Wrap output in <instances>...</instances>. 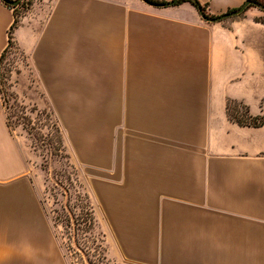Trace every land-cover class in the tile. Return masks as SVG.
I'll use <instances>...</instances> for the list:
<instances>
[{
	"label": "crops",
	"instance_id": "1",
	"mask_svg": "<svg viewBox=\"0 0 264 264\" xmlns=\"http://www.w3.org/2000/svg\"><path fill=\"white\" fill-rule=\"evenodd\" d=\"M200 1L219 15L246 0ZM257 17L252 7L210 22L188 1L33 0L14 39L33 94L93 180L108 251L145 264H264V125L227 115L229 98L264 114ZM13 21L0 0V57ZM4 108L0 95V264H70Z\"/></svg>",
	"mask_w": 264,
	"mask_h": 264
},
{
	"label": "rangeland",
	"instance_id": "2",
	"mask_svg": "<svg viewBox=\"0 0 264 264\" xmlns=\"http://www.w3.org/2000/svg\"><path fill=\"white\" fill-rule=\"evenodd\" d=\"M30 8L31 5L28 6L26 4L17 8L20 25ZM243 14L240 16H243ZM31 77L30 56L15 41L14 45L6 53L5 58L0 62V95L1 97L5 96L7 99L4 102L2 97L7 124L9 122L10 125L8 126L10 130L14 136L27 144L28 150L32 153L33 165L38 167V177L43 190L42 201L44 206L47 210L55 207L54 196L50 192V187L56 183L62 173L70 177V181L78 174L80 182L89 194L95 208L99 229L105 234L106 240L108 239L109 241V243L106 242V245H110V243L112 244L110 228L103 219L101 204L94 195L93 180L86 178L80 172L76 159H70L73 168L64 157V153H57V151L52 153L57 143L54 138L55 127L53 124L57 121L62 130L61 121L52 107L42 104L43 99H40L41 96H37L36 92L33 94V91H36V89H33L34 83H32ZM38 102L42 105H39ZM38 111H41L39 116ZM29 118H31L32 122L29 121ZM65 148L69 153L68 148L66 146ZM59 198H61V195H59ZM56 242L62 247L64 252L61 241L57 237ZM107 256L109 264H145L122 257L113 246L107 252Z\"/></svg>",
	"mask_w": 264,
	"mask_h": 264
},
{
	"label": "trees",
	"instance_id": "3",
	"mask_svg": "<svg viewBox=\"0 0 264 264\" xmlns=\"http://www.w3.org/2000/svg\"><path fill=\"white\" fill-rule=\"evenodd\" d=\"M1 1L14 10V21L9 30L8 47L1 55L0 62L5 58L9 48L13 46L16 41L14 39V31L20 25V17L17 13V8H20L25 4L29 6L33 3V0H18L16 5H11L8 1L13 0ZM144 1L156 7L176 6L188 1L196 7L199 13L202 11L206 16L211 18L217 16L208 11V3H202L200 0ZM246 3H248V5L246 10L242 13H245L252 7L258 6H261L258 8L264 10V0H246L242 6ZM240 7L230 9L225 13L236 11ZM241 14L232 18L239 17ZM255 20L264 24V17H257ZM2 97L4 102H6V97ZM40 114L41 111H38V116ZM227 115L231 121L240 126L260 127L264 125V114H251L249 105L239 99L229 98L227 100ZM29 121L32 122L31 118H29ZM8 125H10L9 122ZM53 125L55 127L54 138L57 143L54 146L52 153H54V151H57V153H64V157L73 167L70 162V154L65 148L61 127L57 121H55ZM50 192L54 196L55 207L47 211L54 223L55 236L60 239L65 255L70 260V264H109L105 234L99 229V222L95 208L90 200L89 194L85 191L80 182L78 174L70 181V177L65 173H62L56 183L50 187ZM59 195H61V198H59Z\"/></svg>",
	"mask_w": 264,
	"mask_h": 264
},
{
	"label": "water",
	"instance_id": "4",
	"mask_svg": "<svg viewBox=\"0 0 264 264\" xmlns=\"http://www.w3.org/2000/svg\"><path fill=\"white\" fill-rule=\"evenodd\" d=\"M18 2V0H13V1H8L9 4L11 5H16ZM248 3L244 4L243 6H241L238 10L233 11V12H228V13H223V14H219L216 17H208L206 16V14L202 11H200L201 16L203 17V19L210 21V22H220L222 20L228 19V18H232L234 16H237L239 14H241L242 12H244L246 10ZM261 7V6H258Z\"/></svg>",
	"mask_w": 264,
	"mask_h": 264
}]
</instances>
